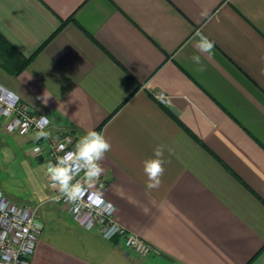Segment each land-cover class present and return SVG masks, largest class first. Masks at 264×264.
I'll use <instances>...</instances> for the list:
<instances>
[{
  "label": "crops",
  "instance_id": "obj_1",
  "mask_svg": "<svg viewBox=\"0 0 264 264\" xmlns=\"http://www.w3.org/2000/svg\"><path fill=\"white\" fill-rule=\"evenodd\" d=\"M0 34L15 64L30 58L17 73L0 59V85L74 133L76 151L89 130L109 140L99 193L155 249L133 257L50 194L35 205L30 264H264V0H0ZM158 145L165 173L148 190L143 161Z\"/></svg>",
  "mask_w": 264,
  "mask_h": 264
},
{
  "label": "built area",
  "instance_id": "obj_2",
  "mask_svg": "<svg viewBox=\"0 0 264 264\" xmlns=\"http://www.w3.org/2000/svg\"><path fill=\"white\" fill-rule=\"evenodd\" d=\"M155 98L160 104L170 103L168 96L162 92L156 93ZM0 124L7 133L34 136L32 154L45 163L48 186L53 193L51 199L62 206L81 228L96 230L106 240H121L123 246L138 257L146 258L155 253L152 245L140 236L128 232L116 221V206L99 193L106 186V178L102 173L98 178L89 180L82 171L86 163L84 160L71 162V183L80 185L72 200L53 186L47 172L48 165H58V157L76 152L73 148L74 133L52 128L46 116L36 114L15 93L2 85ZM41 131L45 135L38 137L37 134ZM43 227L38 206L16 204L0 187V264H30Z\"/></svg>",
  "mask_w": 264,
  "mask_h": 264
},
{
  "label": "rangeland",
  "instance_id": "obj_3",
  "mask_svg": "<svg viewBox=\"0 0 264 264\" xmlns=\"http://www.w3.org/2000/svg\"><path fill=\"white\" fill-rule=\"evenodd\" d=\"M23 139L24 136L0 131V187L12 202L35 206L49 200L53 193L48 186L45 163L32 154L33 143ZM45 229H49L56 245H66V229L48 225Z\"/></svg>",
  "mask_w": 264,
  "mask_h": 264
},
{
  "label": "clouds",
  "instance_id": "obj_4",
  "mask_svg": "<svg viewBox=\"0 0 264 264\" xmlns=\"http://www.w3.org/2000/svg\"><path fill=\"white\" fill-rule=\"evenodd\" d=\"M196 35L199 37L196 48L202 52L211 55L215 42L200 32ZM192 60L196 64H200V56H193ZM199 70L203 71V67ZM43 131L37 136H44ZM111 143L103 134L95 130H89L78 142L76 152L66 153L64 157H58V165H48L47 172L50 181L54 187H58L59 191L64 194L69 200H72L80 188V185L72 184L73 176L70 168L71 162L74 160H84L85 166L82 171L85 172L89 180L98 178L104 171L100 165L105 157V154L111 150ZM63 145H61V150ZM164 146L158 145L153 149V157L143 161V172L147 177L146 189H158L161 184V179L165 173Z\"/></svg>",
  "mask_w": 264,
  "mask_h": 264
},
{
  "label": "trees",
  "instance_id": "obj_5",
  "mask_svg": "<svg viewBox=\"0 0 264 264\" xmlns=\"http://www.w3.org/2000/svg\"><path fill=\"white\" fill-rule=\"evenodd\" d=\"M16 53L20 55L11 46V44L0 34V59L4 62L7 67H12L15 73L24 68L26 63L30 60V58L23 57L21 64H15L14 60L16 58Z\"/></svg>",
  "mask_w": 264,
  "mask_h": 264
}]
</instances>
